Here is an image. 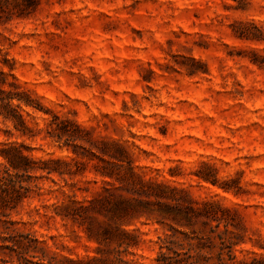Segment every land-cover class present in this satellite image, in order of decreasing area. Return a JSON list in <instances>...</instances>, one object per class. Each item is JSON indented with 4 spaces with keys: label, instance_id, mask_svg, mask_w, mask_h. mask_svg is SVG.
<instances>
[{
    "label": "rangeland",
    "instance_id": "374dc122",
    "mask_svg": "<svg viewBox=\"0 0 264 264\" xmlns=\"http://www.w3.org/2000/svg\"><path fill=\"white\" fill-rule=\"evenodd\" d=\"M35 4L0 22V69L39 104L26 108L39 131L7 136L1 124L0 143L61 160L65 174L44 177L42 196L6 212L16 224L0 222V264H24L6 248L11 237L22 239L14 228L44 248L18 244L34 262L156 264L159 239L190 229L135 193L150 180L183 205L231 209L237 256H264V0ZM124 198L151 203L134 204L140 212L128 220ZM62 202L89 206L93 219L59 216L52 205ZM101 207L112 212L98 214ZM90 223L111 228L114 240L90 237ZM119 239L137 246L120 247Z\"/></svg>",
    "mask_w": 264,
    "mask_h": 264
},
{
    "label": "trees",
    "instance_id": "16d2710c",
    "mask_svg": "<svg viewBox=\"0 0 264 264\" xmlns=\"http://www.w3.org/2000/svg\"><path fill=\"white\" fill-rule=\"evenodd\" d=\"M36 8L35 0H0V22L10 21L14 16H24ZM26 108H34L39 110V104L35 102L27 91L22 90L21 86L16 82L8 79L4 70L0 69V125L5 124L4 130L7 136L19 135L21 137L34 138L37 131L28 122L26 117ZM1 131V127H0ZM65 134V132H62ZM51 136L61 137L62 134L53 130ZM71 139H74L71 137ZM70 139V140H71ZM108 156L118 162H122V156L114 152L107 153ZM61 160H36L25 152V145L17 142L0 143V222H3L5 228L11 229L8 225H15L16 222L9 220V210H14L20 206L26 199L32 197L34 192L42 196V187L39 181L44 177H50L54 174L64 175L58 165ZM103 176L113 177V173L101 172ZM134 175H137L134 173ZM205 178V177H204ZM208 180V179H206ZM55 182V181H54ZM164 186L150 180L147 185H143L140 189H136L135 193L144 195L147 198H155L157 205L166 212L161 215L163 218H171L172 220L181 222L188 229L186 231H174L161 237L160 251L156 258V264H264V256H255L251 258L240 259L235 253V247L239 244L237 241L238 234L234 231L237 226L234 221L227 217L232 214L231 209L224 208L214 202L204 201L201 206L194 204L183 205L175 197L169 196L163 192ZM53 192V190H51ZM122 202L124 206L120 209L123 218L132 219L140 212L134 204H150L133 198H124ZM56 213L64 218L73 220L88 221L93 219L89 215V206L79 203L53 204ZM61 210L58 211L57 209ZM98 214L109 216L112 209L101 207L97 209ZM155 212V211H150ZM2 218H7L2 221ZM216 222V224H213ZM223 226V229H221ZM232 228L234 230H232ZM12 231L22 239H14L11 237L10 242L13 245H7L6 248L16 251L19 260L24 264H51L48 262H34L25 256L26 252L18 250V244L33 247L34 249L43 250L38 241L31 244V241L25 243L27 236L18 229ZM111 228L103 225H94L90 223L87 226V232L90 237L109 242L114 240ZM128 237H135L128 230H123ZM119 246L126 249L137 246V243L126 241L124 239L117 240ZM35 257V256H32ZM84 263L79 260L76 264ZM113 264H128L127 261L117 257Z\"/></svg>",
    "mask_w": 264,
    "mask_h": 264
}]
</instances>
